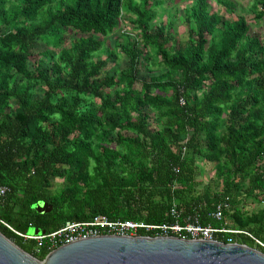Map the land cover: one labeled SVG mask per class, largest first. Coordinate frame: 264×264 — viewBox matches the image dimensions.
Returning a JSON list of instances; mask_svg holds the SVG:
<instances>
[{"label":"trees","instance_id":"obj_1","mask_svg":"<svg viewBox=\"0 0 264 264\" xmlns=\"http://www.w3.org/2000/svg\"><path fill=\"white\" fill-rule=\"evenodd\" d=\"M167 1L0 0L1 220L30 235L96 215L161 224L175 203L180 220L195 214L264 241V34L192 0L183 13L193 26L178 43L173 14L155 22ZM252 11L259 22L264 0ZM124 12L135 38L118 31ZM118 53L128 64L109 73ZM142 67L160 72L140 79ZM102 140L110 144L96 151ZM201 161L216 168L215 188L197 189ZM41 201L51 210L39 212ZM0 231L39 259L50 251L1 222ZM217 239L264 251L243 232Z\"/></svg>","mask_w":264,"mask_h":264},{"label":"water","instance_id":"obj_2","mask_svg":"<svg viewBox=\"0 0 264 264\" xmlns=\"http://www.w3.org/2000/svg\"><path fill=\"white\" fill-rule=\"evenodd\" d=\"M35 208L48 212L51 205L41 201ZM0 264H264V251L215 239L101 234L60 245L39 259L0 231Z\"/></svg>","mask_w":264,"mask_h":264},{"label":"built area","instance_id":"obj_3","mask_svg":"<svg viewBox=\"0 0 264 264\" xmlns=\"http://www.w3.org/2000/svg\"><path fill=\"white\" fill-rule=\"evenodd\" d=\"M179 102H184L182 97L179 98ZM8 192L9 188L7 186H0V204L3 203ZM227 206L228 204L226 202L221 201L212 210L210 216L217 220L222 219L223 211ZM169 213L173 218V221L161 224H146L142 221L134 220H113L109 219L106 215H96L89 220H67L58 229L48 233L34 235L19 232L1 219L0 222L24 239L34 240L36 242V251L43 245H46L51 251L60 245L73 242L77 239L101 234L138 235L140 230L154 232L155 236H178L206 240H218L217 235L219 233H225L228 231L236 233L243 232L252 237L255 242L264 249V241L254 237L247 231L231 230L226 229L225 227H215L211 224H202L199 220V216L195 214L184 216L183 219L180 220L183 216L182 211L175 203H172ZM229 242L231 243L232 241L229 240Z\"/></svg>","mask_w":264,"mask_h":264},{"label":"rangeland","instance_id":"obj_4","mask_svg":"<svg viewBox=\"0 0 264 264\" xmlns=\"http://www.w3.org/2000/svg\"><path fill=\"white\" fill-rule=\"evenodd\" d=\"M192 0H169L166 3H164L162 6H160L157 9V18L155 19L156 23L163 22L167 20L170 14H173L174 17V27H173V38L178 43H185L187 41L188 35H189V29L193 26L192 23H188L184 19V13L183 9L186 5L190 4ZM226 1V0H221ZM234 3V6L232 7V10L228 12L226 8L223 6V4H219L215 0H209L210 2V8L213 12L222 14L226 17V19H235L237 15H243L246 17L248 22L251 24V27L253 31L258 32V34L263 35L264 34V17L259 21H254V13L252 11L253 5L255 3V0H230ZM257 1V0H256ZM123 21L120 22L119 30H126L128 33H130V36L132 38L136 37L137 30L133 28V24L129 21V17L132 15L130 13L124 12ZM119 32L109 35L107 38V45L109 47H112L114 45V40L116 34ZM44 48V45L39 43L38 50H42ZM34 59V58H33ZM128 64V58L122 54L118 53L115 56H113L107 66V70L109 73H113L116 68H124ZM29 66L32 68V64L30 63ZM159 70L155 71H148L146 68H141V71L139 73L140 79H147L151 75L159 73ZM42 89L37 90V95H41ZM109 140H102L101 142L98 141L95 143L94 147L96 151L101 150L102 145H109ZM113 145V144H112ZM200 168L201 172L197 179L200 181V184L198 185V190H203L205 187L210 186L211 188H215L218 184V179L216 176V168L214 167L213 163L209 162H200ZM61 179H55L54 185L58 186L61 183ZM258 203L254 199H249L247 201L246 207L248 209L256 208ZM228 221V219H227ZM31 230V229H30Z\"/></svg>","mask_w":264,"mask_h":264}]
</instances>
